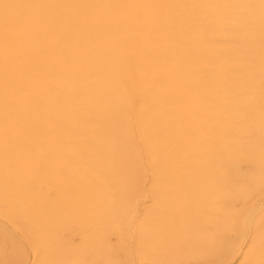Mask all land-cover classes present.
<instances>
[{
    "label": "bare ground",
    "instance_id": "6f19581e",
    "mask_svg": "<svg viewBox=\"0 0 264 264\" xmlns=\"http://www.w3.org/2000/svg\"><path fill=\"white\" fill-rule=\"evenodd\" d=\"M8 228L33 264L264 262V0H0Z\"/></svg>",
    "mask_w": 264,
    "mask_h": 264
},
{
    "label": "rangeland",
    "instance_id": "374dc122",
    "mask_svg": "<svg viewBox=\"0 0 264 264\" xmlns=\"http://www.w3.org/2000/svg\"><path fill=\"white\" fill-rule=\"evenodd\" d=\"M246 169V168H245ZM147 203L146 205H148ZM15 239V242L13 243L11 238ZM246 244H244L243 249L245 248ZM248 246V245H247ZM0 249L4 250V253L2 254L0 252V263L2 264H9L10 259L9 256L12 253V251H15L14 257L12 260L16 264H33L34 263V251L31 249L29 245L25 243V241L22 239L21 235L12 229L8 228V235L4 236L3 234H0ZM247 249V247H246ZM245 249V250H246ZM23 255V256H21ZM22 257H25V262L21 263ZM20 261V263H19ZM180 264V263H179ZM216 264H249L245 262L242 257H238L235 260L232 261H226V262H218ZM264 264V262L260 263Z\"/></svg>",
    "mask_w": 264,
    "mask_h": 264
}]
</instances>
